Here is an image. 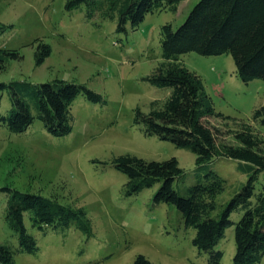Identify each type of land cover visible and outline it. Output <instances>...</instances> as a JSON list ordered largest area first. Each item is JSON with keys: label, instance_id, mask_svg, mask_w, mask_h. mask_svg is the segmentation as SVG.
<instances>
[{"label": "rangeland", "instance_id": "obj_1", "mask_svg": "<svg viewBox=\"0 0 264 264\" xmlns=\"http://www.w3.org/2000/svg\"><path fill=\"white\" fill-rule=\"evenodd\" d=\"M199 1L182 0L177 11L150 12L135 28L128 24L127 31H119L117 19L89 18L85 6L67 8V0H0V20L13 24L0 35V48L18 49L22 55L0 68V81L60 78L83 83L104 98L93 102L80 94L72 104L73 130L64 136L49 133L39 118L22 133L0 125V241L18 245L17 234L4 218V186L84 207L91 223L89 231L78 223L42 230L26 218L39 250L17 253L16 264H132L139 254L153 264H211L209 253L194 245L196 230L186 226L177 205L155 202L160 183L129 195L127 175L112 163L127 153L146 160L174 156L184 170L174 181L182 195L212 168L227 180L217 197L218 211L247 182L241 161L220 157L200 167L195 153L146 134L136 119L139 109L149 112L153 100L164 101L172 91L147 79L163 60L162 26L172 23L178 28ZM39 40L49 43L52 53L37 65ZM181 60L202 77L216 111L236 118H208L219 129L221 144L238 143L233 130L243 121L264 136V125L253 121L254 110L264 103V79L242 80L227 53L191 51ZM7 101L1 110L8 107ZM262 182L264 171L258 186ZM241 215L234 212L232 218L237 221ZM216 248L223 250L222 264H233L235 224Z\"/></svg>", "mask_w": 264, "mask_h": 264}, {"label": "trees", "instance_id": "obj_2", "mask_svg": "<svg viewBox=\"0 0 264 264\" xmlns=\"http://www.w3.org/2000/svg\"><path fill=\"white\" fill-rule=\"evenodd\" d=\"M182 0H67V8L85 6L86 16L100 15L117 19V29L127 31V25L138 26L150 12L169 9L177 11ZM13 24L0 20V35ZM40 41V40H39ZM163 60L147 77L154 85L168 86L172 91L164 101L153 100L149 112L139 109L137 121L148 135L172 141L178 147L196 154V163L203 167L220 157L241 161L248 173L242 188L218 211V195L227 180L212 168H207L182 195L174 181L184 170L176 157L146 160L127 153L116 156L113 165L128 177L127 193L132 195L157 183L155 202L177 205L187 227L196 230L194 245L208 252L211 264H222L223 250L216 248L226 230L235 224L236 253L233 264H264V136L251 122L243 121L233 130L237 144L219 141V129L209 123V117L236 119L216 111L202 77L181 60L185 53L203 55L231 54L239 77L248 82L264 79V0H200L178 27L166 23L161 28ZM52 53L49 43L40 41L35 52L36 64H42ZM22 57L18 49L0 48V68L6 69L14 59ZM93 102L103 96L83 83L56 78L35 83L28 80L0 81V125L13 133L29 129L39 118L49 133L64 136L73 130L72 104L80 95ZM7 98L8 107L2 109ZM253 121L264 125V103L253 113ZM8 192L4 208L7 226L17 234L18 245L0 241V264H16L19 252L39 250L36 238L26 225L42 230L48 227L66 228L73 223L89 231L90 219L84 207L66 204L39 192L22 191L4 186ZM234 212H242L234 221ZM132 264H153L139 254Z\"/></svg>", "mask_w": 264, "mask_h": 264}]
</instances>
